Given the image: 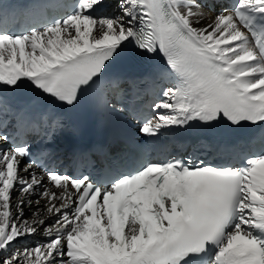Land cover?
Masks as SVG:
<instances>
[{
    "label": "snow or ice",
    "instance_id": "1",
    "mask_svg": "<svg viewBox=\"0 0 264 264\" xmlns=\"http://www.w3.org/2000/svg\"><path fill=\"white\" fill-rule=\"evenodd\" d=\"M208 2L119 0L121 15L109 16L96 12L103 0H78L70 14L39 28L0 26V102L5 88L28 81L71 105L134 44L162 53L178 80L155 105L169 111L147 120L145 135L221 117L264 122V0H235L194 26ZM55 7L37 3L30 15ZM16 127L18 135L29 130L22 114ZM8 139L0 133V264H189L197 256L207 264H264V154L242 167L173 156L97 186L56 169L25 179L21 172L36 162L21 167L28 142L5 147ZM41 232L34 246L18 244Z\"/></svg>",
    "mask_w": 264,
    "mask_h": 264
},
{
    "label": "rangeland",
    "instance_id": "2",
    "mask_svg": "<svg viewBox=\"0 0 264 264\" xmlns=\"http://www.w3.org/2000/svg\"><path fill=\"white\" fill-rule=\"evenodd\" d=\"M106 1L107 0L103 1L104 4L105 3H111V5H113L112 8H111V11L109 12L111 16H117V15L119 16V15H121V9L118 6L119 0H108L107 2ZM204 13H205L204 18L201 19L199 21V23H198L199 27H204L205 25H207V20L210 17L208 11H205ZM27 208L25 209L26 211H24V215H25L24 218L30 219V218H32V213L36 211V207L32 206V207H27ZM34 243L35 242H34L32 236L18 242V244L26 245V246H33Z\"/></svg>",
    "mask_w": 264,
    "mask_h": 264
},
{
    "label": "bare ground",
    "instance_id": "3",
    "mask_svg": "<svg viewBox=\"0 0 264 264\" xmlns=\"http://www.w3.org/2000/svg\"><path fill=\"white\" fill-rule=\"evenodd\" d=\"M104 1V0H103ZM108 1V0H107ZM106 1V2H107ZM221 2V5H220V7H218V9H216L214 12H212V11H210V10H208L207 8H203V12H205V11H208V13H209V18H208V20H207V24H209V23H211L212 22V18H214L215 17V15L217 14V12H219V11H222L225 7H227V8H229V5L231 4V0H220ZM232 1H235V0H232ZM117 2V1H116ZM102 6H104V7H106V13H105V15H110V11H111V8H112V6L113 5H111V3H105L104 4V2H103V4H102ZM101 6V7H102ZM111 16V15H110ZM118 16V15H117ZM194 26H196V27H199L198 26V23L197 24H195ZM13 195L15 196V195H18V193H13ZM38 197H36V196H34V197H32V199L33 200H35V199H37ZM43 204H44V201H41V207H43ZM27 207H25V209H26ZM24 209V211H26ZM28 209V208H27ZM35 211V210H34ZM25 216V215H24ZM24 219H27V218H24ZM31 219V218H30ZM30 219H28V220H30ZM50 222V221H49ZM32 238H33V240H34V242L36 243V242H39V241H42L43 239H44V236H43V233L41 232L40 234H38V235H35V236H32ZM35 243H34V245H35ZM33 245V246H34Z\"/></svg>",
    "mask_w": 264,
    "mask_h": 264
}]
</instances>
